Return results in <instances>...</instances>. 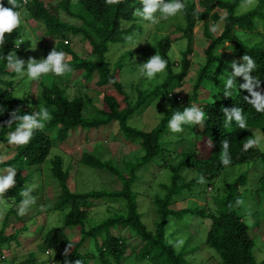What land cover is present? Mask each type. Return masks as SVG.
Here are the masks:
<instances>
[{"label": "trees", "instance_id": "trees-1", "mask_svg": "<svg viewBox=\"0 0 264 264\" xmlns=\"http://www.w3.org/2000/svg\"><path fill=\"white\" fill-rule=\"evenodd\" d=\"M242 0H198V7L195 4L186 5L182 11L185 20V27H177L180 32L179 37L187 40V46L182 52L180 59V70L174 71V63L171 61L168 51L171 47L172 39L166 35L157 40V51L164 60L167 61V75L164 80L157 84L151 91H146L135 86L136 96L125 92L124 86L117 79L115 71L110 67L107 51L111 42H124L128 40L127 34L130 27L123 28L125 21L134 19V11L141 6L135 0H121L119 4L109 5L106 0H77L79 9L73 10L71 0L57 1L59 7L67 15L80 20V24L74 25L63 21L54 8L43 0H29L23 4L22 0H17L20 7L15 8L21 12L24 8L31 17L39 21L44 26V34L47 38L58 39L57 51H65L71 55V59L65 60L71 72H85V77L91 79L96 76V85L100 87L110 86L106 89L102 97L101 107H96L92 101L81 96L69 99L65 90L55 82L40 84L37 105L34 107L39 111L41 106L48 109L52 119L46 123L45 128L34 130L30 142L26 145H14L15 153L7 161H0V166H13L16 171V185L8 190L10 196L15 201L21 202L24 198L20 195L24 191V184L29 180L28 174H23L24 168L42 164L49 155L56 142H63L69 135V131L81 128L87 132L99 130L102 127H114L117 134L132 144H136L140 151L138 160L134 163H126L127 172L120 171L110 160H102L99 157L83 152L80 162L92 168L106 169L120 181V188L114 190H90L87 192L72 191L68 184V170L63 168L62 160L56 156L50 159V171L56 179L54 186V200L46 203L47 210H68L63 218L61 227H53L43 238V248L52 250L68 249L65 257L68 264H121L126 245V237L120 234L125 229L129 237L137 236L142 242L139 254L140 259H148L153 264H191L181 251H176L173 244L165 240V226L169 215H183L188 212L210 219V225L205 236V244L213 248L220 261L224 264H264V260L256 261L252 248L254 245L252 237L249 235L248 226L242 216L232 207L234 192L237 188L245 185L247 174L238 175L227 186V191L223 199L217 201V210L210 211L204 207L194 209L183 208L172 210L168 208L175 194L186 187L181 172L189 168L196 171L197 175L188 187L194 182L203 178H213L218 176L227 167L249 161H259L264 164V151L252 146L245 149L248 140L253 139V129H258L264 133V112H257L256 109L245 100V96L250 94L240 89V84L244 83L243 77H236L234 87L226 89V81L232 73L231 62L222 57L226 51L228 57L234 61L244 63L242 57L250 56L256 64L251 75L260 80V87L256 90L264 93V0H258L256 6L243 13L237 12V6ZM5 7H11L8 0H0ZM218 9L224 10L221 15ZM203 23V31L207 37V43L202 50L204 62L196 75L193 95L187 99L186 104H180L176 99H171L168 107L159 119L158 124L149 131L138 129L129 125L128 119L136 110L146 104L148 99L165 90V94L170 95L169 88L181 86L191 66L190 53L192 51V38L190 37L197 22ZM222 22L221 30L214 34L210 30V22ZM19 27L11 34H5L4 44L0 46V143H9L8 136L16 130L18 122L10 126L6 122L11 118L10 113L19 109L18 114H32L29 108L30 100L23 96L15 95L10 86L12 81L5 80L2 75L8 71L5 65L8 63L7 52L11 51L14 57L24 52L26 44H19ZM81 35L91 46L90 53L93 58L79 57L68 48L67 43L62 40L66 34ZM242 33H249L260 36V39H247ZM10 52V53H11ZM70 72V73H71ZM69 73V72H68ZM13 73H10L12 75ZM206 89L205 99H197V89ZM230 91L231 96H225V91ZM214 96V99L212 98ZM89 99V100H88ZM35 102V103H36ZM198 102L205 113L204 122L200 125L199 136L202 147L198 152L193 146L187 152H181L180 158L174 161L164 162L161 166L171 172V183L164 185L167 193L164 198L155 197L154 203L160 218L155 231L149 230L141 220V215L137 208V193L133 189L135 180L138 178L137 172L158 158L161 154L169 151L162 136L167 134L169 121L176 111L183 112L185 107L192 106ZM239 107L243 109L242 115L247 122V128L241 129L233 120L228 127L224 126L226 117L223 108ZM83 110L88 112V116H83ZM189 127L193 136L196 133L194 124H183ZM200 139V138H199ZM229 142L228 153L230 164L225 166L221 162V141ZM212 145V146H211ZM258 191L264 192V173L258 178ZM120 199L124 201L125 213L108 216L90 228L86 229L87 219L86 206L90 204V199ZM84 207V208H83ZM20 219V217H19ZM66 227H78L80 237L71 240L64 229ZM26 230L25 226L21 227ZM20 228V229H21ZM116 229L117 234L112 230ZM22 231V230H21ZM4 235L0 231V244L16 240L17 233ZM92 240L94 250H86L85 244ZM85 243V244H84ZM89 244V243H88ZM70 245V247H68ZM85 250V251H84ZM34 254H29L22 264H34Z\"/></svg>", "mask_w": 264, "mask_h": 264}, {"label": "rangeland", "instance_id": "rangeland-1", "mask_svg": "<svg viewBox=\"0 0 264 264\" xmlns=\"http://www.w3.org/2000/svg\"><path fill=\"white\" fill-rule=\"evenodd\" d=\"M43 1L48 3L51 8H54L63 21L74 25L80 24L79 19L72 18L59 7L57 8V1L59 0ZM22 2L24 3L25 0H22ZM71 2L73 10L77 11L79 9L77 0H71ZM257 2L258 0H253L252 4H248L246 0H242L237 6V12L248 11L254 8ZM135 3H139V0H135ZM184 3L187 6L195 4L196 9H199L198 0H184ZM138 8H142V5ZM218 12L221 15L225 14V11L221 9H218ZM20 15L22 22L19 26V38L16 41V47L25 43L26 48L24 52L16 56L25 62L24 74L17 73L7 63L5 68L8 72L2 75L5 80L12 81L10 88L14 94L32 99L34 102L30 100L28 106L32 109V113H35L37 109L34 105H37L36 99L39 95L41 82L43 84L55 82L65 90V94L69 99L77 96L87 98L88 96L93 105L101 107L103 94L106 89H111L112 87L106 86L102 88L96 85V76L88 79L83 71L67 72L62 76L48 73L47 75H42L36 81L28 79L26 75L28 60L30 58L36 60L46 58L53 48L57 51L56 46L59 40L47 38L44 34L43 24L34 20L24 8L21 10ZM155 15L159 17L161 14L158 11ZM122 25L124 29L127 27L131 28L125 34L128 40L111 42L107 51V58H109L110 67L115 71L117 79L124 86L125 92L136 96V85L149 92L164 80L167 75V69L149 81L143 76L141 65L151 56L158 54L157 40L166 35L172 39L168 55L174 63L173 70H180L181 55L187 46V40L184 37H179L181 33L177 30V27H185L182 12L175 17H170L168 20H161L159 24L155 25L148 21H143L134 15L132 21H125ZM209 25L210 29L215 26V32H211L218 34L221 30L222 22H210ZM203 27L201 21L197 22L190 36L192 38L191 66L184 83L179 87H170V95L165 94V90H161L155 96L150 97L145 105L129 117V125L149 131L158 124L172 98L183 105L193 95V91L196 92L194 82L204 62L202 50L207 43ZM242 36L252 40L261 38L249 33H242ZM62 40L79 57L93 58L90 53L91 46L81 35L68 33ZM1 49L0 47V51ZM10 52L8 51L7 54ZM63 52L66 53L65 51ZM228 55L226 51H223L222 57L232 63L234 59L230 60ZM69 59H71V55L66 53L65 60ZM10 73L13 74L10 75ZM206 96H209L206 89H197V99L203 101ZM212 98L214 99V96ZM193 105L198 106V102H194ZM83 116H88L86 110H83ZM168 129V133L163 135L162 139L168 142L165 145L169 148V151H166L163 155L161 154L154 161L141 168L137 172L138 178L135 180L133 187L137 193V208L141 215V220L151 231H155L160 221L154 199L155 197L164 198L167 193L164 185L171 183L170 170L161 165L164 162L166 163V160L176 163L181 156V152H187L195 145V150L198 152H203V150H198L199 148L204 149L206 147L205 145L202 147V137L198 134L200 125H196V133L191 139L190 137L193 136V133L189 127L182 125L183 130L181 132H172L169 126ZM117 133V129L112 126L88 132L81 128L69 131L66 140L63 142L55 141L49 155L42 164L24 168L22 173L30 174H28L29 180L24 184V190L35 186L31 192L35 203L30 206L25 215H19V201H15V198L10 196L9 192L0 197V213H3L0 215V231H4V235H11L13 232L19 231L16 240L10 242L11 245L8 243L0 244V264H22V261L26 260L29 254H34V264H64L68 250L65 253V249L44 250L43 248L44 236L51 228L62 226L64 215L68 211L47 210L46 203L54 200L53 190L56 184V179L49 169L50 159L52 160L56 156L61 158L63 168L68 170L67 184L72 191L87 192L90 190L119 189L121 184L114 174L106 169H97L84 165L79 160L83 152H89L102 160H110L120 171L126 173V163L132 164L138 160L140 151L137 149L138 146L136 144L130 143ZM252 133L253 139L258 140L255 147L264 151V133L258 129H253ZM14 153L13 144L0 143V161L9 160ZM7 169L15 170V167L0 166V175H6ZM243 173L247 174V181L245 185L238 187L236 192H234L232 207L242 216L248 226L249 235L254 242L252 248L253 256L259 262L264 260V192L256 189L258 178L264 173V164L259 161H249L227 167L218 176L203 178V183L199 180L190 187L188 185L191 184L197 173L189 168L184 169L181 174L184 178L183 183L187 186L179 194L173 196L168 208L176 211L183 208L204 207L210 211H216L217 201L224 198L228 184ZM86 209L88 213L85 221L86 229L108 216L125 213L124 201L112 198L90 199V204L86 206ZM209 225V218L188 212L179 216L169 215L165 226V240L173 244L176 251L183 252L185 259L191 264H224L220 261L217 252L205 244V236ZM23 226H25L26 230L21 228ZM64 232L71 240H77L80 237L78 227H66ZM112 233L117 234L116 229L112 230ZM120 234L126 237L127 245L121 264H153L148 259L137 257L142 247L140 238L137 236L129 237L125 229L121 230ZM84 249L94 250L92 240L87 241Z\"/></svg>", "mask_w": 264, "mask_h": 264}, {"label": "clouds", "instance_id": "clouds-1", "mask_svg": "<svg viewBox=\"0 0 264 264\" xmlns=\"http://www.w3.org/2000/svg\"><path fill=\"white\" fill-rule=\"evenodd\" d=\"M24 1V0H23ZM27 1L23 4H25ZM121 0H106L109 5L119 4ZM248 4H252L253 0H246ZM142 8H137L134 11V15L141 18L143 21H148L151 24H159L161 20H168L170 17H175L178 13L182 12L186 5L181 0H139ZM8 4L11 7H5L3 3H0V46L4 44L5 34H11L16 28L21 25L22 19L19 12L14 9L20 7L17 0H8ZM160 12V16L157 17L155 13ZM211 31L215 32V26ZM66 53L63 51H56L53 48L46 58L36 60L30 58L27 62V77L29 80H39L42 75L52 73L56 76H62L67 72H71L72 69L68 63L65 62ZM8 64L17 73L24 74L25 62L14 57L13 53H9L6 56ZM244 63L233 61L231 63L232 73L226 81V89H232L234 87V81L236 77H243L244 83L240 84L239 88L246 90L250 97L245 96V100L251 104L257 112H264V93L258 91L261 81L254 78L251 73L255 69V61L247 55L242 57ZM167 68V61L164 60L157 53L151 56L145 63L141 65V72L144 77L149 81L153 80L157 74L163 73ZM225 96H231L230 91H225ZM19 109L10 113V119L6 122L9 126L18 122L16 130L11 132L8 136L10 144L13 145H26L30 142L34 130H43L46 123L49 122L52 117L48 109L41 106L38 112L32 114H18ZM243 109L239 107L223 108L224 116L226 117L224 126L228 127L233 120L237 123L239 128L246 129L247 122L242 115ZM205 113L203 110L196 106H188L184 108L183 112L176 111L173 113L171 120L169 121V128L172 132H181L183 124L202 125L204 122ZM258 143L256 139L248 140L245 145V149L250 148ZM212 146V145H211ZM221 162L227 166L230 164V156L228 153L229 142L227 140L221 141ZM6 175H0V197L13 188L16 185V171L14 169H7ZM200 182L203 183V177H200ZM35 186L28 187L20 193L24 199L20 202L19 215H25L27 210L32 204L35 203L34 197L31 196V192ZM3 213H0L2 215ZM70 247V245L68 246ZM68 249L65 250V253ZM66 264L68 262L66 261ZM75 264H80L76 261Z\"/></svg>", "mask_w": 264, "mask_h": 264}]
</instances>
